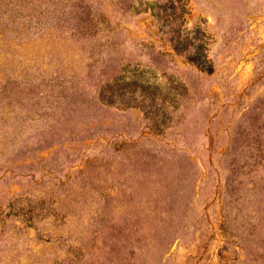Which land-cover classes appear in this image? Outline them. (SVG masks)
<instances>
[{
	"label": "rangeland",
	"instance_id": "rangeland-1",
	"mask_svg": "<svg viewBox=\"0 0 264 264\" xmlns=\"http://www.w3.org/2000/svg\"><path fill=\"white\" fill-rule=\"evenodd\" d=\"M0 264H264V0H0Z\"/></svg>",
	"mask_w": 264,
	"mask_h": 264
}]
</instances>
